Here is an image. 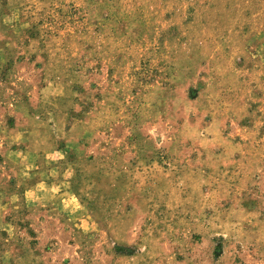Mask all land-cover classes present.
<instances>
[{"label": "rangeland", "instance_id": "rangeland-1", "mask_svg": "<svg viewBox=\"0 0 264 264\" xmlns=\"http://www.w3.org/2000/svg\"><path fill=\"white\" fill-rule=\"evenodd\" d=\"M0 264H264V0H0Z\"/></svg>", "mask_w": 264, "mask_h": 264}]
</instances>
